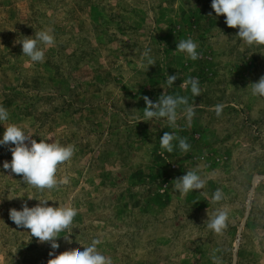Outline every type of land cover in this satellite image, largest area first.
Instances as JSON below:
<instances>
[{
	"label": "rangeland",
	"instance_id": "1",
	"mask_svg": "<svg viewBox=\"0 0 264 264\" xmlns=\"http://www.w3.org/2000/svg\"><path fill=\"white\" fill-rule=\"evenodd\" d=\"M46 29L55 44L42 45L45 62L33 64L17 41ZM237 32L211 0H0V104L10 114L0 136L12 123L37 142L51 136L76 149L57 168L68 183L41 191L3 168L12 157L0 146V264H47L93 239L112 264H264V97L250 92L264 76V45ZM188 37L198 43L195 61L175 50ZM149 49L156 64L147 69ZM167 74L178 75L169 93L190 102L184 82L199 78L195 115L178 111L175 128L136 123L144 97L165 93ZM167 131L190 151L166 152ZM194 169L204 188L176 190L175 179ZM27 195L77 209L59 248L10 219V209L38 203ZM218 209L228 210L220 233L207 227Z\"/></svg>",
	"mask_w": 264,
	"mask_h": 264
},
{
	"label": "clouds",
	"instance_id": "2",
	"mask_svg": "<svg viewBox=\"0 0 264 264\" xmlns=\"http://www.w3.org/2000/svg\"><path fill=\"white\" fill-rule=\"evenodd\" d=\"M211 8L217 16L223 14L225 23L232 28L238 27L237 37L248 46L264 45V0H211ZM22 46V54L35 63L45 62V49L42 45L52 46L55 44V36L51 29L41 30L34 35L25 36V39L18 40ZM198 43L191 37L182 39L176 44L175 50L185 53L193 61L199 58ZM150 49L145 51V62L147 69L155 65L151 57ZM146 69V70H147ZM178 75H168L166 78L165 93L161 94L157 101L153 102L144 97L145 107L143 108V119L138 121H151L153 119H165L170 127L175 128L178 120V111L191 121L195 115V106L192 100L201 94L200 81L197 77H189L184 82L185 90L190 88L191 102L189 97L175 93H169L168 89L173 88L174 81ZM252 96L264 97V76L258 81L251 83ZM223 104H217L214 111L217 116L222 113ZM9 112L6 107L0 104V124L9 120ZM41 137V136H40ZM51 136L41 137L39 142L30 139L29 134L20 126L10 123L0 136V146L10 145L11 160L3 162L4 169H10L12 173L22 175L23 183H27L41 191L58 188L60 184H67L68 179L59 180L56 176L58 165L69 161L75 152L72 144L63 145L52 140ZM28 141V143H26ZM160 146L171 153L175 149L187 154L191 145L187 139L178 136L175 132H164L159 139ZM175 189L183 194L202 190L205 180L201 178L198 170L186 171V173L175 179ZM24 194H22L23 196ZM28 196V195H27ZM21 197V196H14ZM35 198L38 203L29 207L24 203L21 209H10V219L20 228L30 230L32 237L38 238L40 242H50L52 249L59 248L56 238L62 237L60 233L69 229L73 224L78 211L73 206H53L48 201H55L49 198ZM223 199L222 192L218 189L213 193V201L219 202ZM228 210L218 209L210 218L207 227L216 233L222 232L227 227ZM67 239L68 237H64ZM101 243L99 239H93L88 246H83L82 251H65L53 256L47 264H112V259L105 256L98 250ZM51 255V253H50Z\"/></svg>",
	"mask_w": 264,
	"mask_h": 264
}]
</instances>
